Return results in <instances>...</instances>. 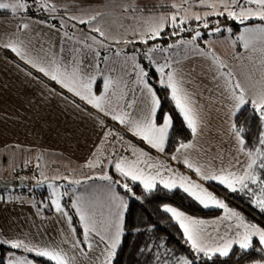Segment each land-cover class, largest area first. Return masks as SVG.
<instances>
[{
    "label": "crops",
    "instance_id": "0c3cea01",
    "mask_svg": "<svg viewBox=\"0 0 264 264\" xmlns=\"http://www.w3.org/2000/svg\"><path fill=\"white\" fill-rule=\"evenodd\" d=\"M28 1L31 0H22L26 8L17 13L0 15V158L4 155L14 157L16 149H20L24 157L27 154L31 155V152L38 148H45L58 150L69 159L84 165L86 170L100 173L105 170L107 174L110 161L115 165L121 158L132 161L139 157L154 166L150 169L146 164L141 163L140 167L144 168L145 172L155 174L154 169L158 167L164 178L188 177L196 184L202 185L208 192L211 190L207 182L221 183L216 180H205L203 175L217 173L221 169L241 172L246 167V163L250 161L246 155L248 150L244 145L241 146L240 139L243 137L241 134L237 137L236 128L234 130L233 127L237 114L246 104L239 111H235V101L232 99L230 88V85L236 82L233 74L226 67H220V63L213 59L211 51L197 48L193 51L186 50L182 55L180 52L175 53L176 45L183 48L186 41L194 35L169 41L171 47L168 48L170 57L167 64L169 72H174L179 87L191 101L198 119L197 131L190 141L183 143L191 147L181 149L179 146V151L177 149L173 153H167L164 148L161 152L149 145L142 137L135 135L130 130L129 124H121L118 120L113 124V120L107 119V115L113 117L121 112H128L129 120H137L147 114L150 97L143 85L137 82L139 69L136 65L141 66L138 54L131 51L106 53L103 61L104 81L106 78H111L113 84L105 94L104 82L102 89L97 90L100 74L99 47L88 42L78 33H64L52 23L28 14L26 12ZM43 1L46 12H48L47 7L59 16L71 14L72 17L67 16V18L74 22L78 21V14H93L91 17L95 16L98 19L106 16L115 18L130 15L133 23L143 22L149 30L145 35L130 30L128 35L120 34V39H136L144 42L151 39L150 28L155 26V24L148 25L147 20L154 23L161 18H170V15L177 16L188 12L193 7L198 9L208 6L201 5L199 0ZM75 16L76 19H73ZM188 16L189 14L184 17ZM191 20L193 19L189 21ZM189 21L184 20L182 25ZM261 23L264 21L258 19L251 24ZM23 24H28V28H23ZM178 25H180V17L177 16L176 25L169 20L160 35L165 29ZM135 28L144 29L145 26L143 28L142 25L140 28L138 25ZM138 34L145 36L146 39ZM103 40L107 41L105 38ZM111 40L115 45L131 43L129 40V42H116L113 38ZM10 43L22 48L28 59L43 66L55 61L62 69L66 68L69 72L77 68L80 75L85 78L95 76L92 91L96 96L106 95L105 110L97 109L40 72L38 68L29 64L27 59L21 58L12 48L6 47ZM107 43L113 44L109 41ZM131 57H135V60ZM148 83L159 98L155 87L149 81ZM245 94L246 99L250 101L251 96L246 92ZM133 100L135 104L131 108L127 107ZM241 147L244 148L243 152L240 150ZM141 152L147 153V156H142ZM184 160H188L194 167L189 168ZM33 163L39 169L41 159H30L28 166ZM90 164L93 166H89ZM196 167L201 169L203 175L196 172ZM27 168L29 170V167ZM102 176L87 179L74 198V204L77 203V197L80 198L81 205L86 207L97 222V231L89 233V240L83 242L73 231L75 229L72 225L73 221L68 219L71 215L65 210L63 200H60L63 212H57L55 205L52 213L40 212L32 201L33 194L21 188L0 191V231L6 240H22L30 246L63 248L69 256L75 257V264H103L107 256L106 249H110V238L115 233L117 213L121 211L117 208L118 198L123 196L115 183L101 179ZM34 179L38 180L32 178ZM66 182L70 185L72 183ZM158 185H162L159 179L156 183V186ZM58 186L59 183L53 185L52 191ZM227 207L236 212L233 208ZM223 210L221 215L209 218L184 214L195 220L205 221L203 227L206 232L211 238L219 240L221 237L232 236L239 230L236 218L226 219V211ZM122 211L121 242L115 256L108 264H114L123 241L127 208ZM244 222L264 228L260 223H251L245 219ZM105 224L112 225L107 233L103 229ZM256 238L258 239V237L253 238V245ZM76 241H79V245L73 248L72 245ZM88 243L92 244L91 248L88 247ZM9 253L32 260L34 264H40L28 253L17 251H9L6 260L9 258Z\"/></svg>",
    "mask_w": 264,
    "mask_h": 264
},
{
    "label": "snow or ice",
    "instance_id": "6c2138e0",
    "mask_svg": "<svg viewBox=\"0 0 264 264\" xmlns=\"http://www.w3.org/2000/svg\"><path fill=\"white\" fill-rule=\"evenodd\" d=\"M223 5L224 11L217 12L216 4L210 3V0H199L201 5L210 6L213 11L211 13H205V16L208 15H218L225 16L231 20L239 21L240 24H244L245 21L251 19H259L264 21V0H220ZM248 5V6H245ZM175 7V5H173ZM235 7L238 11H230L229 9ZM26 8V5L22 0H10V2H0V9H10L13 14L17 13L21 9ZM196 20H201L200 15H195ZM75 19V18H73ZM96 17L93 16L90 20H95ZM170 22L173 25H176L177 17L175 15L170 16V18H161V21L156 24L154 27L150 28L151 36L149 38L154 39L160 35V32L163 28ZM81 23H86V21L81 20ZM90 22V21H88ZM183 20H181V24ZM219 25V21L216 22ZM23 28H28V24H23ZM204 28H208L207 22L203 24ZM222 29L217 26L214 31L220 32ZM228 32H231V28L225 29ZM101 36H104V33L99 29H95ZM202 33L200 31H195V35L192 37L188 43L194 44L198 37H201ZM94 39V38H93ZM238 39L243 42L245 49L251 48L253 51H256V45L260 44V51L264 53V23L256 24L252 26H245L243 31L240 33ZM146 42V41H145ZM6 47L12 48L17 55H20L21 58L27 59V62L33 67L38 68V70L44 73L46 76H49L52 80L61 84L64 88H67L69 91L74 92L75 95L80 96L83 100H86L87 103L94 105L97 109L104 111V102L106 101V95L96 96L92 91L93 82L95 81V76H88L87 78L80 75V71L77 68L72 69L69 72L66 68L62 69L55 61L51 62L48 66H43L38 62L28 59L26 53L22 48L14 44H8ZM153 51L149 49V53ZM135 60V57H131ZM149 59L151 56L149 55ZM214 60L217 58L213 57ZM155 63V61H152ZM219 63V61L217 60ZM139 69L137 74V82L143 85V88L147 90V93L150 97V103L148 106L147 114L142 116L137 120H129L128 112H121L120 114L114 115L113 119L118 120L121 124H129L130 130L134 132L135 135L142 137L143 140L147 141L149 145L153 148L158 149L163 152L165 148V143L168 138L169 129L172 127V117L168 114H165L162 120V123L157 124L156 116L160 108V99L157 97L154 89L148 83L147 77L148 73L140 66L136 65ZM169 65H157L156 70L160 73L159 83L161 85H167L171 89V98L175 102L176 108L183 115L184 119L187 121L188 127L191 128L192 132L197 131L198 119L196 113L194 112L191 101L188 95L179 87V84L175 78L174 72L165 73V68ZM220 67H224L223 64H220ZM229 75L230 74H225ZM166 76V78H165ZM113 81L111 78H106L104 81V90L105 94L108 92L109 88L112 86ZM232 92V99L235 101V111H239L242 106L247 103H251L253 108L259 111V114L264 118V87H262L258 92H256L253 97L246 99L245 89L241 87L239 81H236L234 84L230 85ZM237 90L238 94H237ZM122 98V97H121ZM135 104V100L127 105L131 108ZM235 114V112L233 113ZM235 130V125L233 126ZM237 137L240 136L239 130H236ZM241 146L244 145L243 139H240ZM260 148H256L255 151H248L246 155L250 158V161L246 163V167L241 172H233L231 170L221 169L217 173H212L208 175H203L201 169L196 167L195 170L197 173L203 175L205 180H216L221 184L226 185L228 189L235 192L237 190L243 192L246 189L252 193L253 196H256V193L249 188V184H256L258 181L260 183V195L253 200V203L256 204L258 209L264 212V180H259V177L256 173V168L264 169V137L260 139ZM191 145H186L181 143L180 148H188ZM242 152L244 148L240 149ZM179 151V149H178ZM141 155L146 157L147 153L141 152ZM175 159V157H173ZM259 163L257 165V161ZM141 163L147 165L148 168L152 169L154 166L148 161L141 160L139 157L136 160L128 161L125 158H121L118 162L115 163V168L118 172L121 173L125 178H131L132 181H140L143 184V187L151 192L159 179V183L164 186L166 189H174L178 186L182 188L186 193L195 197L204 207H209L210 205H215L219 208L225 209L226 219L236 218L238 231L234 235L229 237H221L219 240L213 239L210 237V234L206 232L203 225L206 223L202 220H195L191 217L186 216L183 212L178 211L176 208L165 205L164 209L166 212L171 213L172 217L179 223V226L183 229L184 235L187 237V241L191 244L192 249L199 256L200 254L203 257L211 260L213 257L219 256H228L231 252L234 245H239L240 249L247 250L252 249L253 238L258 237L259 245H264V228H260L255 224H248L244 222V218L237 212H234L228 209L227 205L217 199L211 192H208L207 189L203 188L202 185L196 184L194 181H191L190 178L180 176L176 178H164L161 175V172L158 167L154 169L155 174L151 172H145L144 168L140 167ZM184 163L187 164L189 168H193L194 165L188 160H184ZM93 166V165H89ZM171 171V169H168ZM104 180H110L111 177L105 174L101 177ZM79 183V181H76ZM237 186H239L237 188ZM125 189L131 192V188L128 183L123 185ZM53 195L55 199L52 200V203L56 206L57 212H63V209L60 204L61 193L57 192L53 188ZM119 203L117 208L121 209L117 213L118 222L115 225V233L110 238V249H106L107 256L103 264H108L112 257L115 256L116 249L121 242V236L123 234L122 223H123V209L127 208V202L123 197H119ZM80 198L77 197V203L73 205L76 211L80 214V220L83 222V233L85 240H89V233L97 231V222L92 215L89 214L86 207L82 206L79 202ZM71 220V217H68ZM111 224H105L103 229L107 233L111 229ZM75 231V229H73ZM99 234V233H97ZM104 238V237H102ZM0 243H8L14 249L23 248L27 252H35L39 257L47 258L50 261L55 262V264H75V257L69 256L63 248L59 247H39V246H30L22 240H7L0 241ZM79 241L73 243L72 247L77 248ZM88 247L91 248L92 244L88 243ZM261 251H264V248H261ZM7 264H34L32 260L25 259L23 257H16L14 253L8 254ZM182 264H194L193 260L182 259ZM256 264H264L262 261H257Z\"/></svg>",
    "mask_w": 264,
    "mask_h": 264
},
{
    "label": "trees",
    "instance_id": "16d2710c",
    "mask_svg": "<svg viewBox=\"0 0 264 264\" xmlns=\"http://www.w3.org/2000/svg\"><path fill=\"white\" fill-rule=\"evenodd\" d=\"M31 1V4L26 9L28 14L52 23L58 29L63 30L64 33L72 34V31H66L65 26L59 22V16L45 11L43 0ZM10 13L11 10L0 9V15ZM217 21H219V25H217ZM251 21H258V19ZM205 22H207L208 28L203 27ZM217 26L222 29L220 32L214 31ZM175 27H178V34H170L167 28L160 36L154 39L151 38L148 42L133 39L131 43L129 42L130 44L124 45L123 49H119L115 44H108V41L104 42L103 38V41L98 44L100 52V74L97 82V90L102 89L104 82L103 61L106 53L109 51H131L138 54L141 67L148 73L147 80L155 87L160 98V108L157 112L156 122L159 124L162 123L165 114L171 115L173 119L171 132L165 146L167 153H173L179 148L181 143L190 141L194 133L188 127L183 115L176 108L175 102L171 98V89L167 85H161L159 83L161 78L160 73L156 70V65L152 62L154 60L149 59L148 49L153 47V53L158 55L157 62H162L163 55L161 56L159 47L167 49L171 47L168 43L172 39L186 38L195 35V31H200L202 35L198 37L196 44L198 48L210 52L211 47L208 41L212 37L230 33L225 30L227 28L232 29L231 33H239L243 24H240L239 21L229 19L227 15H209L205 19H193L185 22L183 25L181 24ZM69 29L73 30L72 28ZM176 46L175 53L180 52V55L185 53L186 50L184 47ZM168 72L169 67H166L165 73L167 74ZM235 128L239 130L243 137L245 149L254 152L256 148L261 147L260 139L264 137V118L260 116L259 111L253 108L250 102L237 114ZM258 163L259 160L257 161V165ZM254 167L256 168L259 180H264V169H259L258 166ZM107 174L111 177L110 180L117 185L128 205L125 233L114 264H182V259L193 260L194 264H256L257 261L264 262V251H261V248L264 247L259 245L257 238L254 241V247L252 249L242 250L239 245H236L226 257L217 255L209 260L203 257L202 254L198 256L192 249L191 244L187 241V237L184 235L179 223L172 217L171 213L165 211L164 206L172 204L191 215L200 217H215L221 215L224 211L222 208L204 207L195 197L186 193L182 188L169 190L164 188L163 185H158L149 192L140 182L132 181L130 177L125 178L122 176L116 170L112 161H110L107 168ZM34 181L36 183L29 187H23L21 190L27 191V189L32 188L33 190L29 192L33 194L34 200L32 201L37 209L40 212H52L53 205H51V200H47L50 193L46 180L40 181L34 179ZM125 183L129 184L131 192L123 187ZM208 184L213 187L211 191L217 198L221 199L227 206L233 208L246 221L264 224V212L258 209L256 204L253 203V200L260 195L259 181L256 184H249V188L256 193V196H253L247 189L243 192L239 190L233 192L226 186L214 181H209ZM8 189H0V191L4 192ZM63 202L71 213L70 215L73 218V224L77 229L79 238L84 242L83 225H81V222L79 223L80 219L78 220L71 201L64 200ZM0 241H7L1 231ZM9 251L28 253L40 264H55V262L47 258L37 256L35 252L30 253L23 248L14 249L8 243H0V264H7L6 254Z\"/></svg>",
    "mask_w": 264,
    "mask_h": 264
},
{
    "label": "rangeland",
    "instance_id": "374dc122",
    "mask_svg": "<svg viewBox=\"0 0 264 264\" xmlns=\"http://www.w3.org/2000/svg\"><path fill=\"white\" fill-rule=\"evenodd\" d=\"M0 2H10V0H0ZM32 1H28V6L31 4ZM210 3L216 4V11H224L223 5L220 2V0H213L210 1ZM241 3H243V0H241ZM248 6V5H245ZM46 10L50 13H52L47 7ZM230 11H238L237 8L232 7L229 9ZM213 9L210 6H206L204 8H198L193 7L188 10V12H184L180 15H177L180 17V25L181 20L189 21L190 19H195V15H200L202 18L206 17L205 13H211ZM54 14V13H52ZM189 14L188 17H184L185 15ZM57 15V14H56ZM93 14L85 15V14H78V17L75 16L74 18L77 20L74 22L73 20L67 18L72 17L71 14H65L64 16H59L58 19L59 22L65 26L66 31H72V33L76 34L78 33L82 38L87 40L90 43H94L98 46L100 43L99 41H103L99 38H105L107 41L113 43L112 38L116 42H129L131 40L120 39V34H129L130 30L137 31L142 33V35H145L146 32H148L149 27H146V25L142 22L133 23L130 19V15H125L122 17H109L106 16L103 19L96 18L95 20H90L91 16ZM96 16H100L99 14H96ZM172 16V15H170ZM176 16V17H177ZM209 16V15H208ZM207 16V17H208ZM84 20L86 23H81L80 21ZM183 20V21H184ZM251 20H256L251 19ZM245 21L243 24V27L239 33H227L222 36L212 37L213 39L209 40V45L211 47V54L217 58L220 64H223L224 67H226L234 76L235 81H239L241 87L245 89V92L253 97V95L258 92L262 87H264V53H262L259 49L261 47L260 44L256 45V51H253L251 48L245 49L243 46V42L238 39L240 33L243 31V28L245 26H252L253 22L256 21ZM90 21V22H88ZM161 20H156L154 23L151 21H146L148 25L158 24ZM143 25L144 29L135 28L136 26ZM181 27V26H179ZM69 28H72L73 30H70ZM96 28H99L103 33L104 36H101L98 32L95 31ZM170 34H178V27L168 28ZM138 34V36L143 37L146 39L145 36H142ZM99 36V37H98ZM94 38V39H93ZM192 38H189L186 41V44L183 46L185 50L193 51L198 48V45L196 43L190 44L188 41H190ZM91 40V41H89ZM129 40V41H128ZM198 38L195 42H197ZM115 44V43H113ZM187 45V46H186ZM119 47V49H123L124 45H116ZM160 48L161 56L163 55L162 62H157L158 55H155L153 51L149 53V49L153 50V47H150L148 49V56H151V59L155 61V65H165L167 64V59L170 57L168 53V48ZM43 134V133H40ZM14 151V150H13ZM16 155L12 158H10L7 155H4V157L0 158V176L1 177H9V176H17V177H23V178H37L38 180H46V183L48 185L49 189V196L47 200H51V205H53V209L55 210V206L52 203V200L55 199V196L53 195L52 186L59 183L58 188L56 189L57 192L61 193L60 200H70L72 207L74 205V198L76 193L80 190L83 183L90 179L91 177H99L105 175V170L100 173L92 170H86V167L82 165L81 163L77 161H73L60 153L58 150H48L45 148H38L35 151L31 152V155H25L20 152V149H16L14 151ZM41 159V163L39 164V169L36 166L35 163L31 165H35V170H28L27 167L30 163V159ZM6 161H5V160ZM102 174V175H100ZM108 175V174H107ZM84 180V181H83ZM66 181L72 182L71 185L68 184ZM76 181H79V183H76ZM111 181V180H107ZM112 182V181H111ZM114 183V182H113ZM69 186L71 188H69ZM207 186L210 190H213V187H211L208 182ZM212 188V189H211ZM28 191L33 190L32 188L27 189ZM212 192V191H211ZM42 199V198H41ZM43 200V199H42ZM64 205V204H63ZM173 208L174 205L172 204L168 205ZM35 208L37 209L36 205ZM65 210H68L67 206L65 205ZM75 209V207H74ZM178 211L183 212L187 215H190L186 211H182V209L176 208ZM38 210V209H37ZM76 211V209H75ZM69 212V211H68ZM49 213V212H44ZM52 213V212H51ZM69 214H71L69 212ZM76 215L78 220L80 219V216L78 212L76 211ZM195 216V215H193ZM200 217V216H198ZM216 217V216H215ZM203 218H209V217H203ZM71 219L73 221V218L71 216ZM175 219V218H174ZM82 221L79 220V223ZM264 226V224L260 223ZM75 228L74 224H72ZM75 232L77 234V229L75 228Z\"/></svg>",
    "mask_w": 264,
    "mask_h": 264
},
{
    "label": "water",
    "instance_id": "95a60500",
    "mask_svg": "<svg viewBox=\"0 0 264 264\" xmlns=\"http://www.w3.org/2000/svg\"><path fill=\"white\" fill-rule=\"evenodd\" d=\"M34 183H36V181L29 178H23L17 176H9V177L0 176V189L29 187Z\"/></svg>",
    "mask_w": 264,
    "mask_h": 264
},
{
    "label": "built area",
    "instance_id": "2783aa9c",
    "mask_svg": "<svg viewBox=\"0 0 264 264\" xmlns=\"http://www.w3.org/2000/svg\"><path fill=\"white\" fill-rule=\"evenodd\" d=\"M107 119H108V121H112L113 120V124L114 123H117V121L115 119H113V117L111 115H107ZM102 128L105 129V127H102ZM35 169H36V166L35 165H31L29 167V170H35Z\"/></svg>",
    "mask_w": 264,
    "mask_h": 264
}]
</instances>
